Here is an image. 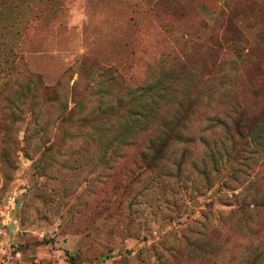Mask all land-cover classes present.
<instances>
[{
	"label": "rangeland",
	"instance_id": "374dc122",
	"mask_svg": "<svg viewBox=\"0 0 264 264\" xmlns=\"http://www.w3.org/2000/svg\"><path fill=\"white\" fill-rule=\"evenodd\" d=\"M0 264H264V0H0Z\"/></svg>",
	"mask_w": 264,
	"mask_h": 264
},
{
	"label": "trees",
	"instance_id": "16d2710c",
	"mask_svg": "<svg viewBox=\"0 0 264 264\" xmlns=\"http://www.w3.org/2000/svg\"><path fill=\"white\" fill-rule=\"evenodd\" d=\"M179 66H182V70L185 71V62H182V65ZM99 71L102 74L104 73L105 77L107 78L105 82L108 84V87H110L109 84H113L116 87L120 86V82L117 76L114 74V70L103 68ZM174 75L175 73L173 71H169V73L166 74V76L169 78H173ZM34 78L35 84H33V87L37 96H40L41 98L50 102L59 100V82L51 87L43 85L40 81V77L35 76ZM101 99L99 100L103 103V106H99L97 108V110L92 114L94 116L92 118H89L92 115H82L79 119L80 123L78 124L79 128L85 131V134H83V136L91 133L100 147L105 146L104 142H106V140L109 138V133L112 129V126H114L112 123H118L121 120L125 119L127 116H133V118L135 119H137L136 117L140 116V113L133 111V100H127L126 102L119 101L118 105L109 106L107 105L106 101H102ZM191 106L192 102L191 98H189L179 107V112L175 119V122L168 126L162 134H147V141H144L142 143V148L139 150L138 158L144 170L157 169V163L160 160L164 159V155L169 146L177 141H185V138H182L179 135V130H181L185 126L191 112ZM76 109L80 112H84L82 107H76ZM72 110H70V112H72ZM249 119L252 121L255 120V118L253 117ZM233 127L234 129L238 130L240 128V120H234Z\"/></svg>",
	"mask_w": 264,
	"mask_h": 264
}]
</instances>
